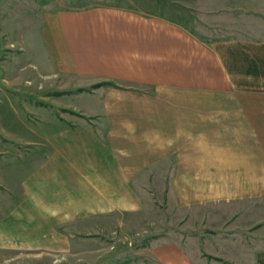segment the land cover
Listing matches in <instances>:
<instances>
[{
	"label": "crops",
	"instance_id": "obj_1",
	"mask_svg": "<svg viewBox=\"0 0 264 264\" xmlns=\"http://www.w3.org/2000/svg\"><path fill=\"white\" fill-rule=\"evenodd\" d=\"M180 1L205 12L233 2ZM29 12L27 1L0 0V97L24 95L28 107L34 81L23 76L21 58L31 34L39 51L33 107L51 126L36 139L0 135V147L35 145L40 157L20 182L0 180L15 191L0 200V222L29 239H59L65 225L139 211L160 183L180 209L203 213V226L264 228V35L204 36L169 18L112 6ZM46 77L102 84L60 102L80 116L71 119L46 113ZM211 237L244 243L246 254L165 240L140 264H264V231L195 239Z\"/></svg>",
	"mask_w": 264,
	"mask_h": 264
},
{
	"label": "rangeland",
	"instance_id": "obj_2",
	"mask_svg": "<svg viewBox=\"0 0 264 264\" xmlns=\"http://www.w3.org/2000/svg\"><path fill=\"white\" fill-rule=\"evenodd\" d=\"M25 1L28 3L29 13H32L33 9L79 10L93 6H112L131 9L144 15L169 18L195 32L202 31L204 36L264 35V0H233L231 5H227L231 8L215 12H205L197 5L182 3L180 0H23V3ZM28 39V51L21 58L22 64L25 65L22 69L23 76L28 75L34 81L28 87V107L26 108L24 104V95L18 97L11 95L10 99L0 97V135L13 139L16 135L33 136L36 139L37 135L42 133L43 127V131L47 132L51 126L46 123L42 125V120H48V116H37L36 107H33L37 99L35 81L39 79L36 66L38 50L35 45L36 37L30 34ZM13 70L15 71L14 67ZM44 81L46 113H55L58 117L71 119L80 116L74 111L63 110L60 102L62 103L64 99L68 103L72 102L74 98L69 96L72 92L89 90L102 84L97 85L96 81H84L75 77L70 80L46 77ZM11 100L14 106L19 105L17 109H10ZM40 148L45 152L49 150L42 146ZM37 150L38 147L35 145L21 146L15 141L0 147L2 183H5L4 178L14 183L26 177L36 166L39 157ZM39 153L43 154L41 150ZM165 189L166 187H161L160 183H157L155 189L151 188V194L144 200L139 211L111 213L103 218H94L90 224L84 222L77 226L70 224L60 227L59 239H29L15 233L17 231L14 232L13 226L7 223L8 220L0 222V264H140L148 261V248L151 245L165 240H177L181 244L199 241L198 245L205 252L242 256L246 254L244 243L239 245L235 242L224 243L213 237L195 238L202 237L208 232L232 235L233 231H238L240 234L252 236L264 231V228L257 225L249 228L224 226L218 223H213L209 227L203 226L202 223L205 222L203 213L180 209ZM14 195V190H7L0 185L1 201ZM3 207L4 204L0 202V216ZM235 213V209L231 210V213H228L229 219ZM9 244L10 248L7 247ZM11 244L24 245L11 248ZM193 245L197 246L196 243ZM222 264L228 263L223 261Z\"/></svg>",
	"mask_w": 264,
	"mask_h": 264
}]
</instances>
